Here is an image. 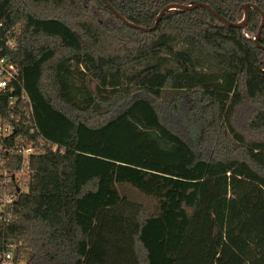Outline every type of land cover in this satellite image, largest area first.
<instances>
[{
  "label": "trees",
  "instance_id": "16d2710c",
  "mask_svg": "<svg viewBox=\"0 0 264 264\" xmlns=\"http://www.w3.org/2000/svg\"><path fill=\"white\" fill-rule=\"evenodd\" d=\"M108 1L144 27L173 4L234 23L259 9L237 27L203 6L169 9L146 32L103 0H0V22L21 28L10 53L37 125L4 143L45 151L0 242L19 241L29 264H264V0ZM186 106L195 146L169 123Z\"/></svg>",
  "mask_w": 264,
  "mask_h": 264
},
{
  "label": "built area",
  "instance_id": "2783aa9c",
  "mask_svg": "<svg viewBox=\"0 0 264 264\" xmlns=\"http://www.w3.org/2000/svg\"><path fill=\"white\" fill-rule=\"evenodd\" d=\"M20 36V25L8 26L0 22V96L7 98L6 108L0 111V154L5 150L21 156L18 168L6 167L0 158V221L4 226L10 222V209L18 195L26 190L24 181L30 175V157L45 152L33 143L27 145L24 139H18L13 145L4 143L21 127L30 125L34 132L37 126L22 68L10 53L18 47ZM51 150L57 151L58 145H53ZM29 258L19 241L0 242V264H29Z\"/></svg>",
  "mask_w": 264,
  "mask_h": 264
},
{
  "label": "rangeland",
  "instance_id": "374dc122",
  "mask_svg": "<svg viewBox=\"0 0 264 264\" xmlns=\"http://www.w3.org/2000/svg\"><path fill=\"white\" fill-rule=\"evenodd\" d=\"M162 109L164 111V114L171 116L169 108L166 104H162ZM169 123L175 126L195 146L196 135L201 129V125L200 123H198L197 119L195 118L193 113L190 112L187 106L184 108V112L181 117L176 118L175 121L173 119H170ZM120 189L123 193L141 203L148 210L152 212L157 210L158 203L152 197L140 193L136 188H133L132 186L127 184L120 186Z\"/></svg>",
  "mask_w": 264,
  "mask_h": 264
},
{
  "label": "water",
  "instance_id": "95a60500",
  "mask_svg": "<svg viewBox=\"0 0 264 264\" xmlns=\"http://www.w3.org/2000/svg\"><path fill=\"white\" fill-rule=\"evenodd\" d=\"M105 3H106V5L120 18V19H122L123 20V22L124 23H126L127 25H129V26H132V27H134V28H137V29H140V30H143V31H146V32H151V31H153V30H155L157 27H158V25H159V23H160V21H161V19L163 18V16H164V14H165V12L167 11V10H169V9H189V8H194V7H196V6H203L204 8H206V9H208L211 13H213L214 15H216L217 17H219L222 21H224L225 23H227L229 26H245L246 25V23H247V21H248V19H249V9H250V7H252V8H255V9H259V7H257L256 5H254V4H251V3H248V4H246L245 5V16H244V20L243 21H241V22H239V23H234V22H232V21H230V20H228L227 18H225V17H223L222 15H220L219 13H217L209 4H207V3H195V4H192V5H190V6H184V5H179V4H173V5H168L167 7H165V8H163L162 9V11H161V13L158 15V18H157V20H156V22H155V24L152 26V27H144V26H140V25H136V24H134V23H131V22H129L122 14H120L111 4H110V2L108 1V0H103ZM261 11V10H260ZM261 14H262V19H263V21H262V25H261V27L259 28V32H258V34H257V36H256V41H257V43H258V45H259V38H260V35H261V32H262V29H263V26H264V12L263 11H261ZM19 190V189H18Z\"/></svg>",
  "mask_w": 264,
  "mask_h": 264
}]
</instances>
